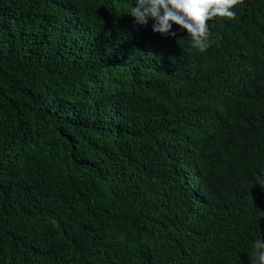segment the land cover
Listing matches in <instances>:
<instances>
[{"label": "trees", "instance_id": "1", "mask_svg": "<svg viewBox=\"0 0 264 264\" xmlns=\"http://www.w3.org/2000/svg\"><path fill=\"white\" fill-rule=\"evenodd\" d=\"M133 3L0 0V264H252L264 0L203 53Z\"/></svg>", "mask_w": 264, "mask_h": 264}, {"label": "clouds", "instance_id": "2", "mask_svg": "<svg viewBox=\"0 0 264 264\" xmlns=\"http://www.w3.org/2000/svg\"><path fill=\"white\" fill-rule=\"evenodd\" d=\"M241 0H134L130 17L137 25L152 22V31L175 35L173 25L189 34L191 46L205 52L211 45L208 21L213 18L233 19ZM252 264H264V238L253 242Z\"/></svg>", "mask_w": 264, "mask_h": 264}]
</instances>
